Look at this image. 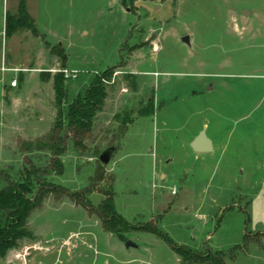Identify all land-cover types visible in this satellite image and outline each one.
Segmentation results:
<instances>
[{
    "label": "rangeland",
    "instance_id": "obj_1",
    "mask_svg": "<svg viewBox=\"0 0 264 264\" xmlns=\"http://www.w3.org/2000/svg\"><path fill=\"white\" fill-rule=\"evenodd\" d=\"M21 1L0 0V68L48 59L40 77L62 75L68 87L51 114L36 73L26 74L23 98L37 97L41 113H0V178L49 169L48 152L22 144L65 125L69 105L97 80L106 98L89 136L78 149L67 141L63 173H45L40 187L82 191L93 182L86 199L97 207L112 186L124 225L107 231L48 191L29 236L0 264H264V0H24L36 32L6 37L4 15L17 16ZM58 50L76 78L64 77L71 70L52 56ZM12 76L0 72V89ZM6 102L0 95V108ZM203 127L214 150L197 154L190 141Z\"/></svg>",
    "mask_w": 264,
    "mask_h": 264
},
{
    "label": "trees",
    "instance_id": "obj_2",
    "mask_svg": "<svg viewBox=\"0 0 264 264\" xmlns=\"http://www.w3.org/2000/svg\"><path fill=\"white\" fill-rule=\"evenodd\" d=\"M22 29L32 33L36 32L33 22L26 12L24 0L19 4L17 16H5L4 33L7 37ZM55 54L61 61L66 60L62 51L58 50ZM53 89L56 103L59 104L66 95V86L62 80V75L54 76ZM105 98L104 86L95 80L84 91L83 97H78L69 105L65 114V125L60 120L44 138L22 144L21 150L48 152L50 154L49 169L42 170L31 165V169L29 171L25 169L17 180L0 178V183H4L3 186H0V258L5 257L6 253L16 246L19 239L29 236L26 228L27 221L31 213L40 207L50 192H63L64 197L73 204L100 218L107 231L118 232L119 227L124 225V222L116 215L112 186L102 194L104 199L97 207H93L90 201L86 199L94 190L95 184L93 182L82 191H71L68 188L53 185L48 192L47 189L40 187L45 173L53 175L63 173L61 156L66 152L69 139L75 148L83 147V142L91 132L94 117L103 105ZM99 179H102V174ZM34 186L40 188L34 192ZM152 232L169 242L166 235L160 231L153 230Z\"/></svg>",
    "mask_w": 264,
    "mask_h": 264
},
{
    "label": "crops",
    "instance_id": "obj_3",
    "mask_svg": "<svg viewBox=\"0 0 264 264\" xmlns=\"http://www.w3.org/2000/svg\"><path fill=\"white\" fill-rule=\"evenodd\" d=\"M28 15H30V14L28 13ZM5 16H6V14L4 15V19H5ZM32 22H33V20H32ZM41 49H43V48H41ZM43 50H45V49H43ZM45 53H46V51H45ZM46 56H47V54H46ZM52 56L54 58H57V59L59 58L56 54H52ZM49 65H50V63L48 62V59H47L46 64H37V63H35V60L33 59L31 62V68L19 67V66H22L20 64H16L14 66H8V67H1L0 68L1 73L2 72H13V76L9 79L8 83L6 81H1L0 95L2 98L7 99V102L3 103V105H1L0 113L3 115L5 114V115L13 116V118L16 120H21V119H26V118L28 120V119H30V116L32 114L38 115V113H41V111L39 110V105L37 103V101H38L37 97H34L33 98L34 100L31 99L30 101H26L25 98H23L25 93L27 94V91H28V87H27L28 80L26 78V74L36 73V75H37L36 76L37 87H38L39 91L41 90L43 96L45 95V97H46L48 95V98H49L48 102L51 103V105H52V108H51V114H52L54 95H55L54 89H53V78L54 77L50 81H44L42 79V77H40V75H39V73L41 71L45 70L46 67H48ZM61 67L62 68L65 67L66 69L71 70V71L76 70V69H73L69 66L68 56H67L65 62L61 65ZM13 79H15L17 81L16 87H10V85H9ZM67 87H66V91H67ZM42 115L43 114H40V118H42ZM43 116H45V115H43ZM35 118H37V116ZM40 118H38V119H40ZM199 132H197L193 136L192 140L196 137V135ZM211 141H212L213 150H214V142L212 139H211ZM197 154H199V153H197ZM201 154H203V153H201ZM7 263L8 262L6 261V264Z\"/></svg>",
    "mask_w": 264,
    "mask_h": 264
},
{
    "label": "water",
    "instance_id": "obj_4",
    "mask_svg": "<svg viewBox=\"0 0 264 264\" xmlns=\"http://www.w3.org/2000/svg\"><path fill=\"white\" fill-rule=\"evenodd\" d=\"M182 41L186 44H189V37L185 36L182 38ZM190 148L195 153H211L213 151V144L211 139L207 136L206 127H203L202 130L196 135V137L190 142ZM115 151V146L108 147L100 153L98 160L103 165H108L110 159ZM126 249L137 248V245L130 240H127L124 244Z\"/></svg>",
    "mask_w": 264,
    "mask_h": 264
},
{
    "label": "built area",
    "instance_id": "obj_5",
    "mask_svg": "<svg viewBox=\"0 0 264 264\" xmlns=\"http://www.w3.org/2000/svg\"><path fill=\"white\" fill-rule=\"evenodd\" d=\"M76 75H77V72H75V71H65L64 70V77L66 78V79H69V78H72V79H74V78H76ZM10 87H16V85H17V81L15 80V79H13L11 82H10ZM171 194H175V188H173L172 190H171Z\"/></svg>",
    "mask_w": 264,
    "mask_h": 264
}]
</instances>
